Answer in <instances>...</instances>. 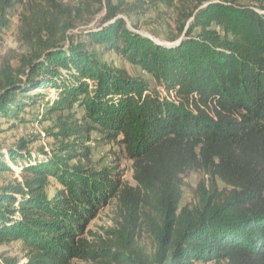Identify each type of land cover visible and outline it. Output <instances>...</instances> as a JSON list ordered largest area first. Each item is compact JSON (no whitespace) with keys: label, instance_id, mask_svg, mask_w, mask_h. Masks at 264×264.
Here are the masks:
<instances>
[{"label":"trees","instance_id":"trees-1","mask_svg":"<svg viewBox=\"0 0 264 264\" xmlns=\"http://www.w3.org/2000/svg\"><path fill=\"white\" fill-rule=\"evenodd\" d=\"M128 1L0 0V47L21 8L24 51L16 66L0 65L5 130L32 115L62 143L35 159L26 143L0 149V176L14 166L24 180L0 187V247L20 244L27 259L0 264H264V0H181L179 37L166 45L117 20ZM101 14V30H89ZM113 55L154 86L116 67ZM51 90L56 97L42 106ZM96 130L133 162L136 189L91 167ZM193 172L212 188L203 181L190 209L181 202ZM51 179L58 188L49 197ZM114 200L119 228L92 243L89 227ZM143 223L155 248L145 261L132 246Z\"/></svg>","mask_w":264,"mask_h":264},{"label":"rangeland","instance_id":"rangeland-1","mask_svg":"<svg viewBox=\"0 0 264 264\" xmlns=\"http://www.w3.org/2000/svg\"><path fill=\"white\" fill-rule=\"evenodd\" d=\"M68 2L69 0H63ZM181 0H172V5L166 6L164 4L156 3L157 0H129L125 13H120L117 16V20H122L127 23V27L132 32L147 37L159 44H170L167 40L179 37L178 28L175 26L177 20V13L179 10V3ZM185 4L193 6L186 2ZM202 8V7H201ZM21 8H17L10 17V25L5 29L3 35V41L0 47V65L10 62V64L16 66L20 56L24 53L18 40V27H19V14ZM106 16L99 15L89 26V30L100 31L101 24L105 20ZM168 25V26H167ZM106 26V25H104ZM189 24H186V29ZM184 35V34H183ZM93 51L98 55L103 51L100 47L92 45ZM105 59L108 61L111 55L105 54ZM103 57V58H104ZM102 58V59H103ZM115 61V66L118 68L126 69L133 78L142 79L151 86H154L150 76H147L140 69L134 68L129 65L125 60L120 57L112 56ZM46 100L41 104L47 105L52 102L57 93L54 90L47 92ZM38 105L33 110V114L41 115L43 112L42 106ZM41 107V108H40ZM82 114L79 112L78 118H81ZM26 123H19L16 127L10 131H7L8 124L11 123L7 120L0 118V127L4 132L0 133V149L2 153L7 155L8 150L18 144H28L27 150L31 152L33 159L39 156L40 151L48 155H54L62 145L61 140L55 139L50 136L49 129L52 127L50 122L45 124H37V121H33V117L28 116ZM58 131V130H56ZM88 146L92 148L91 152V167L95 170H102L110 168L113 172L120 173L124 185L136 189L137 183L134 178L133 162L130 161L123 150L116 145L109 144L102 139V134L96 130L92 133L91 141L87 142ZM7 159H10L7 157ZM77 162L73 161L71 166L76 165ZM13 166V165H12ZM14 173H5L0 176V187H6L14 183H22L24 180L20 176V170L13 166ZM203 181H207V189L212 188V182L208 180V177L203 172H193L188 174L185 178V188L183 190V199L181 207H187L190 209L199 205V189ZM47 194L49 197L58 188L56 181L53 179L47 184ZM213 186H220L218 182ZM214 188V187H213ZM121 206L117 200H114L110 206L103 209L98 215L97 219L89 227L88 239L92 243H98L100 240L106 241L108 239V231L111 229H118V223H121L120 217ZM133 248L138 253L133 257L136 260L145 261L146 258L151 257L154 252V235L152 229L147 224L143 223L141 229L137 232L134 242H132ZM4 258H14L20 260L21 263H26V253L24 252L20 244H12L9 246L0 247V263ZM75 264H85L82 262H75Z\"/></svg>","mask_w":264,"mask_h":264}]
</instances>
